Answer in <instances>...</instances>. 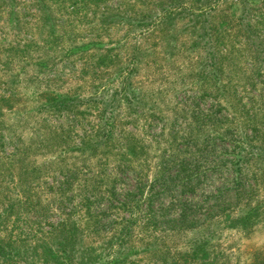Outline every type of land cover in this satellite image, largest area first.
<instances>
[{
	"label": "rangeland",
	"instance_id": "obj_1",
	"mask_svg": "<svg viewBox=\"0 0 264 264\" xmlns=\"http://www.w3.org/2000/svg\"><path fill=\"white\" fill-rule=\"evenodd\" d=\"M0 246L264 264V0H0Z\"/></svg>",
	"mask_w": 264,
	"mask_h": 264
},
{
	"label": "trees",
	"instance_id": "obj_2",
	"mask_svg": "<svg viewBox=\"0 0 264 264\" xmlns=\"http://www.w3.org/2000/svg\"><path fill=\"white\" fill-rule=\"evenodd\" d=\"M77 101H67L65 99L58 101L57 106L60 107H69L71 105H73L74 103H76ZM245 156H247V154H240L239 155V160H243L242 158H244ZM234 166V163L232 164ZM234 171V169H233ZM236 171V170H235ZM175 177H177V175H175ZM185 190V183H184V189ZM182 190V191H183ZM195 225H190L187 227H194ZM67 246H68V250H73L75 248V245L77 244V231L76 229H73L72 235L69 238V240L67 241ZM0 249L3 250V246H0ZM53 258V256H52Z\"/></svg>",
	"mask_w": 264,
	"mask_h": 264
}]
</instances>
